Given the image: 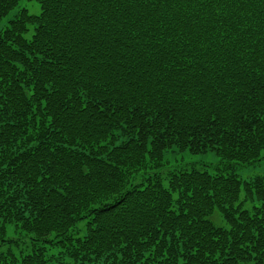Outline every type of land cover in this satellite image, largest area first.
Listing matches in <instances>:
<instances>
[{
	"label": "trees",
	"instance_id": "16d2710c",
	"mask_svg": "<svg viewBox=\"0 0 264 264\" xmlns=\"http://www.w3.org/2000/svg\"><path fill=\"white\" fill-rule=\"evenodd\" d=\"M34 1L0 35V264H264V175L229 172L264 152V0Z\"/></svg>",
	"mask_w": 264,
	"mask_h": 264
},
{
	"label": "rangeland",
	"instance_id": "374dc122",
	"mask_svg": "<svg viewBox=\"0 0 264 264\" xmlns=\"http://www.w3.org/2000/svg\"><path fill=\"white\" fill-rule=\"evenodd\" d=\"M27 14L29 16H38L41 14V5L34 0H21L19 5L11 11L6 17L0 22V35L9 25L10 21L14 20L20 14ZM34 34V26H30L29 33L26 35L27 39H31ZM197 167L202 171H208L211 174H216L218 168H221L220 158L214 152H207L204 154L191 155L188 152L178 153V152H169L166 154L165 165L162 168L156 170V173H159L163 179L164 185L167 186V174L175 170H189L192 167ZM235 169L229 172H233L237 177L242 181H247L255 176L264 175V152L262 153L261 160L253 166H243V165H234ZM136 183H139L137 181ZM257 202H250L245 205L246 209H252ZM216 225H224V221L220 214L215 213L212 217ZM83 227L79 231L82 232ZM11 233V232H10ZM59 250L53 249L49 252V255L56 256L58 255Z\"/></svg>",
	"mask_w": 264,
	"mask_h": 264
},
{
	"label": "snow or ice",
	"instance_id": "6c2138e0",
	"mask_svg": "<svg viewBox=\"0 0 264 264\" xmlns=\"http://www.w3.org/2000/svg\"><path fill=\"white\" fill-rule=\"evenodd\" d=\"M53 3H60L61 0H52ZM85 107H87V105H85Z\"/></svg>",
	"mask_w": 264,
	"mask_h": 264
}]
</instances>
